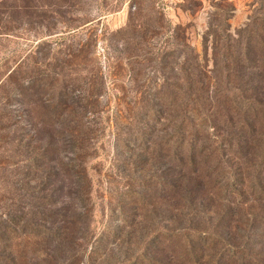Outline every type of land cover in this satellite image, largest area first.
Returning <instances> with one entry per match:
<instances>
[{"label":"rangeland","instance_id":"obj_1","mask_svg":"<svg viewBox=\"0 0 264 264\" xmlns=\"http://www.w3.org/2000/svg\"><path fill=\"white\" fill-rule=\"evenodd\" d=\"M0 10V224L4 213L29 219L32 212L22 205L36 209L29 147L16 151L11 137L25 135L26 142L60 131L66 122L45 120L60 114L53 105L60 99L69 105L62 117L82 119L90 140L88 227L83 241L74 238L83 256L72 264L166 263V253H176L166 234L182 232L192 202L188 233L205 239L197 230L216 229L227 249L220 263L237 264L227 260L236 251L252 259L245 264H264V134L251 138L253 127L238 129L237 120L229 128L217 125L224 141L216 149L198 142L195 152L205 151L187 200L167 159L181 132L164 111L154 112L164 104L162 93L182 84L183 67L214 75L225 71L224 55H236L237 40L248 31L255 44L263 43L264 0H2ZM251 50L264 59L258 46ZM38 89L40 100L31 103ZM258 118L264 123V111ZM209 172L213 195L201 197L208 188L200 177ZM22 246L21 264H33L43 245ZM217 253L205 251L214 256L210 264ZM197 255L188 254L191 264Z\"/></svg>","mask_w":264,"mask_h":264},{"label":"trees","instance_id":"obj_2","mask_svg":"<svg viewBox=\"0 0 264 264\" xmlns=\"http://www.w3.org/2000/svg\"><path fill=\"white\" fill-rule=\"evenodd\" d=\"M30 6L27 5L25 8H30ZM3 10H0V15L4 13ZM3 26H5L3 22H0V30ZM246 30L247 28L244 29V32ZM262 30L264 31V27ZM2 33L5 32H0V35ZM241 37L242 39L237 40L239 47L235 52L236 55L232 56L230 52L224 55L226 58V63L223 66L226 67L225 71L209 75L211 70L207 71L202 66L193 65L194 67L190 69H187L186 66L183 67L180 70L183 77L182 84L173 86V90L169 94L163 92L161 98L164 104H158L154 108L155 114L161 115L160 113L164 111L168 117L173 118L177 123L176 128L181 132L182 140L177 143L174 156L166 157L170 161V165H174L175 170L179 172L178 190L186 195L184 199H192V194H195L194 188L190 185L191 181L193 182L199 175L197 174L198 162L205 151L200 146V150L195 152L199 146L198 142L208 141L210 145L207 147L216 149L221 144L216 142L224 141L222 137L221 139L217 137V132L223 129L218 128L217 125L229 128V124L233 120H237L239 122L238 129L250 127L252 130L253 127L251 138L264 134V123L259 122L258 118L264 111V59L259 61L260 58L257 59L250 54L251 48H257V46L264 53V40L263 43L255 44L254 36L249 31ZM229 61L232 66H230L231 64L227 65ZM230 79L237 81L233 84ZM29 80L33 81L32 77ZM30 89L31 92L37 87L33 85ZM39 92V89L33 91L31 96L35 93L37 99L31 97V101L30 99L28 101L38 103ZM15 94L18 95L17 92ZM89 94L91 93L88 92L86 95ZM63 95L65 96V94ZM53 105L60 114L45 119L49 122L46 124L57 126L59 121L61 126L66 122L60 131L51 132L47 137L34 139L31 137L26 142L25 135L15 134L17 136L11 137L16 151H19V148L23 146L25 149L29 147L27 166L30 165L36 176L34 178L37 183L34 190L37 195L34 197L36 209L27 207L26 204L21 206V208H27L32 212V216L26 220L16 215L11 217L9 214H2L0 243L3 244V251L0 252V264H21L22 259L19 260V255L26 250L22 244L43 245L38 249L36 261L33 264H72L74 259L77 258L78 263L81 260L80 257L83 256L76 246L80 247L81 243L79 241L77 244L74 238L83 241L86 238L85 230L88 227V207L84 202L88 199L89 180L84 168V155L90 140L86 131L83 130L86 123L82 119L62 117L69 106L66 102L56 99ZM41 123L44 122L41 121ZM32 140L36 142L34 145L30 144ZM210 176L211 172L200 177L203 180L201 184L207 185L208 188L207 191L204 190L206 192L201 194V197L204 195L206 197L207 192H210V196L213 195V192L209 191L213 190L212 183H208ZM28 201L33 200L28 197ZM10 209L11 207L7 208V210ZM179 210L175 209V211ZM194 210V202L189 204V208H185L188 213L185 214L186 225L181 229L182 232L175 231V233L166 234L167 237L172 238L170 247L173 246L176 253L171 250L167 252L165 255L167 261L164 264L174 262L191 264V260L188 259L190 252L193 256L199 254L194 258L195 262L192 264H210L209 259L213 260L214 256L209 255L208 259L205 255V251L210 250L218 252L214 264H222L220 260L224 258L227 249H225L226 246L220 247L223 242L214 235L216 229H212L210 233L206 230H197L200 235H207L205 239L198 238L196 233H188L195 216ZM75 233L78 234L76 237H74ZM176 235H181V237ZM155 241L163 244L159 238H156ZM182 250L187 251L182 252ZM35 251L37 250L35 249ZM4 252L7 256L3 255ZM244 258H246L244 255L234 251L227 260L237 264L252 262V259L247 261ZM150 264H158V262L152 260Z\"/></svg>","mask_w":264,"mask_h":264}]
</instances>
